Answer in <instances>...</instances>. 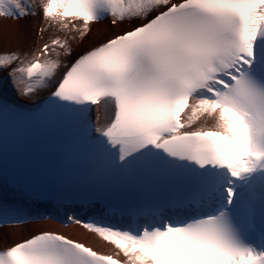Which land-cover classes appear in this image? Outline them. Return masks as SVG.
Here are the masks:
<instances>
[{
  "label": "snow or ice",
  "instance_id": "obj_1",
  "mask_svg": "<svg viewBox=\"0 0 264 264\" xmlns=\"http://www.w3.org/2000/svg\"><path fill=\"white\" fill-rule=\"evenodd\" d=\"M37 16L64 35L0 54V186L39 198L42 183L61 204L87 192L91 215L66 221L114 248L39 231L0 264H264V0H0V20ZM9 83L52 91L25 111ZM9 124L62 130L58 166L10 172ZM97 200L133 222L104 223ZM41 217L0 203V237Z\"/></svg>",
  "mask_w": 264,
  "mask_h": 264
},
{
  "label": "bare ground",
  "instance_id": "obj_2",
  "mask_svg": "<svg viewBox=\"0 0 264 264\" xmlns=\"http://www.w3.org/2000/svg\"><path fill=\"white\" fill-rule=\"evenodd\" d=\"M108 24L105 21L104 25L97 26L98 28H104ZM16 26L26 33V38L21 42L14 35L8 34L5 30V26ZM45 26L46 32H44V37L39 35V28ZM120 31L118 28H111L104 32L100 39H104L107 36L117 34ZM55 35H64V33L57 32L55 29H49L45 22H42L39 16L34 18H29L28 20L20 21H10V20H0V54H4L6 51L10 50H31L35 48H41L42 45L46 42H49L50 38ZM88 42L86 41L83 47H87ZM24 46V47H23ZM25 46L29 47L26 48ZM75 47V45H74ZM83 47L77 48L74 56L79 54L83 50ZM52 55V53H50ZM72 59V58H68ZM7 94L10 97H14L24 106L25 109L33 110L36 104H39L44 100L52 91L51 88L38 92L33 97H23L16 94L15 89L8 84L6 90ZM96 119V111L95 117ZM101 122H103V116H101ZM211 124V121H209ZM20 196L12 195L11 193H5L3 186L0 187V203L4 205H18L20 206ZM22 203H24L22 201ZM23 208L29 215L39 216L41 213L46 214L49 218H38L30 220L26 225L13 224L4 228V234L0 237V250H5L7 247L13 246L15 243L21 242L25 239L30 238L33 234H37L39 231H55L59 233H64L69 235L72 238L80 239L83 242H87L91 245H94L96 248L103 252L113 253L114 246L107 244L103 241L98 234L90 232L89 230L83 228L81 225H76L74 223H69L66 221V213L61 212L59 209L53 210V213L38 207L37 209L31 208L29 205L23 204L20 206ZM52 211V210H51ZM91 212L86 211L83 214V211L77 210V214L81 219L88 218ZM104 223H110L106 216L101 217ZM84 219V220H86ZM11 232V234H9Z\"/></svg>",
  "mask_w": 264,
  "mask_h": 264
},
{
  "label": "rangeland",
  "instance_id": "obj_3",
  "mask_svg": "<svg viewBox=\"0 0 264 264\" xmlns=\"http://www.w3.org/2000/svg\"><path fill=\"white\" fill-rule=\"evenodd\" d=\"M24 47V46H23ZM26 48H29V47H27V46H25ZM39 92H42V91H39Z\"/></svg>",
  "mask_w": 264,
  "mask_h": 264
}]
</instances>
